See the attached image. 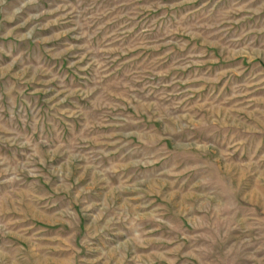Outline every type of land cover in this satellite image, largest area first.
<instances>
[{"label": "rangeland", "instance_id": "1", "mask_svg": "<svg viewBox=\"0 0 264 264\" xmlns=\"http://www.w3.org/2000/svg\"><path fill=\"white\" fill-rule=\"evenodd\" d=\"M0 264H264V0H0Z\"/></svg>", "mask_w": 264, "mask_h": 264}]
</instances>
